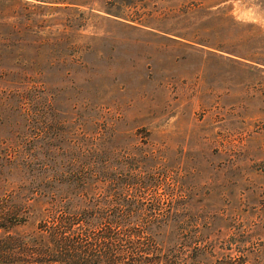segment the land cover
Returning a JSON list of instances; mask_svg holds the SVG:
<instances>
[{"label":"rangeland","instance_id":"rangeland-1","mask_svg":"<svg viewBox=\"0 0 264 264\" xmlns=\"http://www.w3.org/2000/svg\"><path fill=\"white\" fill-rule=\"evenodd\" d=\"M40 1L0 0V201L113 155L166 173L148 205L264 253V0Z\"/></svg>","mask_w":264,"mask_h":264},{"label":"trees","instance_id":"trees-1","mask_svg":"<svg viewBox=\"0 0 264 264\" xmlns=\"http://www.w3.org/2000/svg\"><path fill=\"white\" fill-rule=\"evenodd\" d=\"M100 161L63 172L58 186L35 187L25 200L0 201V264H249V256L264 263L260 250L204 237L197 218L190 229L186 208L171 198L145 203L166 175L158 166L136 175L118 156H108L103 169ZM32 217L33 230L16 232Z\"/></svg>","mask_w":264,"mask_h":264}]
</instances>
